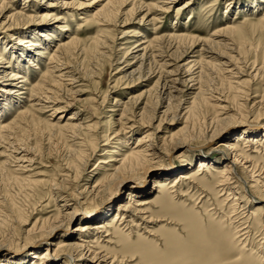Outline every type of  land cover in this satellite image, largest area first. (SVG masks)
Instances as JSON below:
<instances>
[{
	"label": "rangeland",
	"instance_id": "374dc122",
	"mask_svg": "<svg viewBox=\"0 0 264 264\" xmlns=\"http://www.w3.org/2000/svg\"><path fill=\"white\" fill-rule=\"evenodd\" d=\"M106 1L13 0L21 16L0 11L1 58L24 80L9 86L10 70L0 80L15 90L0 125V261L40 264L80 215L105 212L92 227L110 228L89 247L110 264H264V0H136L111 24L97 15ZM19 40L38 50L35 63L4 51ZM149 134L160 158L137 182L143 166L127 165ZM229 138L249 155L250 173H238L246 187L220 174ZM202 157L212 171L152 189L169 163L188 177ZM131 189L142 194L130 207L152 201L143 220L112 224ZM65 208L76 209L73 219L48 240L31 232L57 224Z\"/></svg>",
	"mask_w": 264,
	"mask_h": 264
},
{
	"label": "bare ground",
	"instance_id": "6f19581e",
	"mask_svg": "<svg viewBox=\"0 0 264 264\" xmlns=\"http://www.w3.org/2000/svg\"><path fill=\"white\" fill-rule=\"evenodd\" d=\"M11 1H13V0L1 1L0 2V11L1 12L13 11V14H11V17L21 16V12H15V10H13V5H11ZM97 1L99 2V1H105V0H97ZM135 1L136 0H107L105 5H103L101 7V9L97 12V15H100V17L103 19V21L105 23L111 24L114 21L117 14L120 12V9L122 7L126 6L129 2L134 3ZM62 5L65 6L66 4L64 3ZM49 7H50V5H46V7H44V8L47 9ZM44 16L45 17L43 19H47L49 17L47 15H44ZM97 17H99V16H97ZM46 32H47V34L44 37L45 41L48 40L47 36H48L49 32H51V31L48 30ZM70 39H72V37H70L68 40L70 41ZM26 43L21 42L19 40V41H17V43L12 44L11 46H3V49L7 54L10 53L11 54L10 56H12L13 58L16 57V55H17V57H16L17 61H18V59L20 60V58H23L25 56V54H27L25 62L33 61V62H29V64L35 63L33 58H35L39 54V53H37L38 50L34 49V53L30 55V53H32V51H30L31 48L29 46H33V45L28 46V44H27V46H25ZM72 43L73 42L71 41L68 44L65 43V44L60 45L61 46L60 50L66 49L67 47H69V45H72ZM24 46L27 47V50H25V51H23L21 49V47L24 48ZM34 46L38 47V48H42L37 44H34ZM45 46L46 47L43 48V51L48 50V48H49L48 44H45ZM28 53L30 56H28ZM1 57H2V54H0V80H1V82H4V80H5L4 78L6 77L7 71L10 70V66L5 65L7 63H5L3 58H1ZM52 58H49V61L52 60ZM27 59H29V60H27ZM14 68H15V66H14ZM35 69H36V66H35ZM10 72L12 74L10 75L11 77H10L9 81H11V84L9 86H13L15 89L20 88L19 83L24 82V80L21 82H18L19 79L23 78L21 76L22 73H21V75H18V74H15V71L10 70ZM43 81H45V80H43ZM40 86H42V85H40ZM14 93H15V90H13L12 87L11 88L9 87V89H3V87L0 86V122H1L0 125H2L1 117H2L3 111H4L2 105L5 106L6 103H10L11 100H10L9 95H13ZM117 104H118V101L115 100V103L113 104V106H116ZM6 126L8 127V125H6ZM3 127H5V126H3ZM255 127H253V128H255ZM249 133L252 136H256L258 134L257 131H255L253 129ZM262 133L263 134L259 133L256 137H261L262 139H264V132H262ZM215 135H216V133L208 139L207 144H209V145L211 144L212 139L215 137ZM1 137H2V135L0 134V138ZM250 137L251 136H247L245 138V141L250 142V139H247ZM239 141H240L239 138H235V139L229 138L224 143H222L220 145L223 148V151H225V154H224L225 156H223L221 159V163L224 164V166L222 167L220 174L222 176H225V177L227 175L229 176L227 179H223V177H222V179L224 181L229 182L230 180H232L234 178H238L240 180V182H242L243 186L246 187L247 184L244 180V176H243V178H240V177H238V173L243 172V173L248 175L250 173L248 171V169H249V166L251 164H249V161H250L249 155H247L246 152H241V150L239 149V147H238ZM186 147H187V149L191 150L190 146H186ZM159 158H160V152L155 148L154 143H153V139L150 138V134H149V135L143 136L140 139L138 147L131 154V159L129 157L130 160H132V159L135 160V162L132 161L134 164L128 163L129 165H127V166H130V167L127 168L124 165H123L124 167L121 165L123 168L122 167H121L122 169L120 167L119 168L123 171V170H126V168L127 169L136 168L137 165L143 166L139 175L134 177L133 180L135 179L134 181H137V182L148 181L149 178L151 179L152 176H154L153 173H151L150 171L157 164L156 160H158ZM122 160L125 161V159H122ZM126 160H127V158H126ZM198 160H199V162L197 163L198 165H196L198 169H197L196 173L192 174L188 177L186 176L187 173H181L185 170V168H176V167L172 166L171 163H169L168 174L165 177H163L162 179H160L157 183L154 182L152 185V189H159L160 188L159 192H158V193H160L164 188H167L170 186L169 185L170 183H167V182H170V180L172 178L176 177L175 180H177V181H175V184H173L169 187L170 189L174 188V186L179 182L178 180H185V179H188L189 177L200 176L206 170H208L209 172L213 170L210 167L211 165L214 164L213 160L208 161L206 158H203V157L198 159ZM168 162H170V161H168ZM123 163H125V162H123ZM205 164L210 165L209 167H207L208 169L205 168V166H204ZM248 164H249V166H248ZM117 170H118V168H117ZM243 173H241V174H243ZM251 178H253V177H251ZM255 180L256 181L252 180L251 182H253L254 185H255V183L258 185V183L260 181L257 180L256 178H255ZM124 181H126V179H121L117 182V185H116L113 193L114 192L120 193L123 190V188L120 186L124 183ZM251 182H250V184H251ZM133 186H134L133 188H135L137 186V184L134 183ZM226 187H228V186H226ZM255 187H256V185H255ZM261 187L264 188L263 183H262ZM258 189H260V188H258ZM135 190H136V188H135ZM263 192H264V189H263ZM141 194L138 193V191H134V189H131V191L128 192L125 196H126V198L131 197V199H129V200H132V201H130L127 204H126V202L123 203L126 198L120 199L117 201V205L119 208L116 211V213L114 214L115 219L112 222V224L117 225L119 223L118 225H121L122 224L121 222H124V221L128 222L127 220H132V221L134 219L135 220L139 219L141 221L143 220L142 215L145 214V209L143 208V206L150 204L152 201L151 202L145 201L140 205L130 207L131 206L130 204H133V202H135V201H133L134 199H132V198L133 197L138 198L141 196ZM263 200H264V198H263ZM75 210L76 209L69 211L67 208H65V213H63L61 215V220L57 224L51 225L48 228H45L42 226L39 228L35 227V229L31 230V232L37 231L38 233H40L39 240L46 241L50 237L53 236V233H54L53 230H57V229L61 230L66 224H68L70 222V220L73 219V215H74ZM112 210H114V206H111V209H108L107 213H109V214L112 213ZM104 213L102 214L101 218H99V217L96 218V216L94 217L92 215V213L87 214V215L86 214L80 215V216H82L81 219L83 220L82 225H78V226L74 227V229L71 231L73 235L65 236L63 241H60L58 243L50 242L48 245V248H46L44 253L41 254L42 256L40 259V264H57L58 262H60V259L66 260L64 264H110L111 262L109 261V257L102 255L101 253L95 252V250H93L91 247H89L90 243H94L93 240L95 238L98 239V237H100V235L102 233L107 232L108 229L110 228L108 223H102V225H99L96 228L92 227L93 223H95L96 221H99V220L102 221V219L106 218L105 217L106 215ZM104 236H107V235L105 234ZM232 236H230V237H232ZM72 237L76 238L77 242H79V243L78 244L72 243L71 242ZM220 243H222V242H220ZM220 243H218V244H220ZM55 244H57V245H55ZM222 246L223 245H221V248H222ZM224 246H226V245H224ZM49 247H51V248L53 247V252L51 254H50L51 250L49 249ZM47 252H49V253H47ZM204 253L205 252L200 253V254H204ZM209 254L211 256V253H208V256L206 254H204L203 256L205 258L207 256V258H208ZM200 256H198V257H200ZM34 258L36 259L37 257H35V256L30 257L29 260H31V264H34L33 263ZM209 258L213 259V257H209ZM27 259L19 257L15 261L12 262L9 259L4 258L3 260L0 261V264H24V262H26ZM113 259H114V257H113ZM198 262H199V259H198ZM199 263L201 264V262H199ZM247 263H248V261H247Z\"/></svg>",
	"mask_w": 264,
	"mask_h": 264
}]
</instances>
